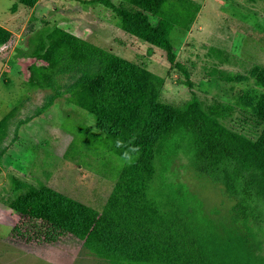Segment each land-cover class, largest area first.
<instances>
[{
	"label": "trees",
	"instance_id": "16d2710c",
	"mask_svg": "<svg viewBox=\"0 0 264 264\" xmlns=\"http://www.w3.org/2000/svg\"><path fill=\"white\" fill-rule=\"evenodd\" d=\"M97 1L119 16L126 33L163 50L191 96L181 104L162 99V76L56 24L46 22L27 48L0 26V60L12 55L24 64L28 87L51 90L39 114L72 103L91 115L114 154L126 150L116 147L117 138L139 148L135 162L115 172L104 199L15 181L16 194L0 208V223L11 226L6 240L27 247L72 241L109 264H264V92L242 101L263 123L252 137L230 125L233 104L201 100L177 60L170 34L192 21L198 3L190 13L192 0ZM252 75L264 87V66ZM180 156L196 184L178 180ZM204 180L226 198L219 207L197 186Z\"/></svg>",
	"mask_w": 264,
	"mask_h": 264
},
{
	"label": "rangeland",
	"instance_id": "374dc122",
	"mask_svg": "<svg viewBox=\"0 0 264 264\" xmlns=\"http://www.w3.org/2000/svg\"><path fill=\"white\" fill-rule=\"evenodd\" d=\"M110 1L128 6L124 0ZM197 3L192 21L170 34L178 47L177 60L203 102H230L235 106L230 125L256 137L263 123L242 101L264 92L252 75L264 66V0H192L186 11L196 9ZM46 22L162 76V99L181 104L190 98L183 72L169 64L163 50L126 33L119 16L100 1L37 0L27 6L0 0V26L14 31L22 48L29 47ZM23 77L24 64L17 58L0 60V208L16 194L15 181L104 199L124 161L106 145L91 115L76 105L59 101L39 114L51 90L30 88ZM173 170L178 180L196 184L186 157L177 158ZM197 186L217 207L226 200L208 180L197 181ZM10 228L0 223V264H109L72 241L46 247L9 243Z\"/></svg>",
	"mask_w": 264,
	"mask_h": 264
},
{
	"label": "clouds",
	"instance_id": "9594fccd",
	"mask_svg": "<svg viewBox=\"0 0 264 264\" xmlns=\"http://www.w3.org/2000/svg\"><path fill=\"white\" fill-rule=\"evenodd\" d=\"M116 147H126V150L121 154V159L126 163L131 165L135 162V158L139 154V148L131 145V141L128 142V145H125V142L119 138L115 141ZM135 154V155H134Z\"/></svg>",
	"mask_w": 264,
	"mask_h": 264
}]
</instances>
